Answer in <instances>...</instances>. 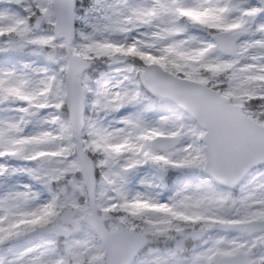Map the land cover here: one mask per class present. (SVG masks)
Wrapping results in <instances>:
<instances>
[{
	"label": "snow or ice",
	"instance_id": "6c2138e0",
	"mask_svg": "<svg viewBox=\"0 0 264 264\" xmlns=\"http://www.w3.org/2000/svg\"><path fill=\"white\" fill-rule=\"evenodd\" d=\"M0 264H264V0H0Z\"/></svg>",
	"mask_w": 264,
	"mask_h": 264
}]
</instances>
